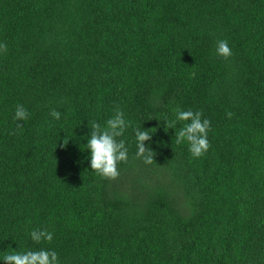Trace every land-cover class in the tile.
Wrapping results in <instances>:
<instances>
[{
    "label": "trees",
    "instance_id": "1",
    "mask_svg": "<svg viewBox=\"0 0 264 264\" xmlns=\"http://www.w3.org/2000/svg\"><path fill=\"white\" fill-rule=\"evenodd\" d=\"M4 43L0 264L39 249L59 264H264V0H0ZM117 107L128 159L110 180L85 144ZM177 108L210 121L199 158L175 143L182 122L165 127Z\"/></svg>",
    "mask_w": 264,
    "mask_h": 264
},
{
    "label": "clouds",
    "instance_id": "2",
    "mask_svg": "<svg viewBox=\"0 0 264 264\" xmlns=\"http://www.w3.org/2000/svg\"><path fill=\"white\" fill-rule=\"evenodd\" d=\"M0 51L7 52V44H0ZM216 54L224 59L232 55V49L226 40H220L216 45ZM175 120L164 121L167 129H174L177 122H182V127L175 132V143L182 142L188 144V150L194 158L204 155L210 147L208 141V131L210 121L202 119V112L192 110L175 109ZM50 115L60 120L61 113L52 110ZM231 118L232 113H227ZM29 118V113L23 105H17L14 113L16 127H22L20 122ZM131 127L126 121L124 112L118 107L114 114L106 121L104 126L97 122H92L91 129L85 144L86 151L90 153V169L97 175L105 179L115 180L119 177L118 163L126 162L128 159V149L124 140L117 138L123 136L125 131ZM89 128V127H88ZM152 129L142 130L141 126L133 128V134L136 140L137 152L136 157L142 159L146 165L154 163V152L146 147L145 142L152 138ZM68 140L64 139L63 145ZM32 241L39 244L41 242H51L53 234L47 229H34L30 233ZM3 264H59V258L54 250L39 249L17 252L12 250L3 257Z\"/></svg>",
    "mask_w": 264,
    "mask_h": 264
}]
</instances>
